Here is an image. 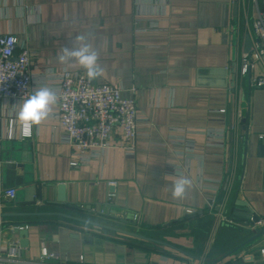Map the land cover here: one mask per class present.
I'll list each match as a JSON object with an SVG mask.
<instances>
[{
  "label": "crops",
  "instance_id": "1",
  "mask_svg": "<svg viewBox=\"0 0 264 264\" xmlns=\"http://www.w3.org/2000/svg\"><path fill=\"white\" fill-rule=\"evenodd\" d=\"M234 2L0 0V37L17 38L15 53L29 49L33 92L48 71L85 74L78 63L58 59L84 35L103 68L93 82L134 96L139 118L133 157L112 148L75 167L55 105L30 138L20 139L17 125L13 138L0 140V254L18 239L11 226L28 230V247L1 264H36L42 246L55 254L46 260L53 264H264V234L255 235L250 223L253 215L264 218V156L256 154L264 143V87L238 74L264 0H236L235 11ZM251 74H264V53ZM21 102L0 101L2 136ZM175 136L193 143L188 162L177 158L183 147ZM178 165L180 173L167 171ZM180 177L191 187L174 199ZM107 180L117 182L109 203ZM56 183L66 186L64 205L46 202L54 197L48 185ZM10 187L13 199L4 196ZM84 234L95 238L92 246L84 245Z\"/></svg>",
  "mask_w": 264,
  "mask_h": 264
},
{
  "label": "built area",
  "instance_id": "2",
  "mask_svg": "<svg viewBox=\"0 0 264 264\" xmlns=\"http://www.w3.org/2000/svg\"><path fill=\"white\" fill-rule=\"evenodd\" d=\"M251 28L255 39L252 40L250 52L240 56L238 74L240 77H246L250 86L260 88L264 87V74L254 76L251 71L254 62L264 53V11L257 10L252 19ZM17 47L18 40L14 35L7 34L0 37V101L2 102H20L33 93L34 75L30 70L31 53L24 46L15 53ZM37 81L40 87L46 85L57 91L55 116L64 132L66 142L74 149V158L69 162L70 166L86 165L91 158L101 157L112 148L122 149L128 157L134 156L136 128L139 121L134 96L125 97L121 93L120 86L89 81L86 74L65 69L58 73L52 71L43 73ZM130 91L133 93L134 88ZM219 112L224 113V109H220ZM13 119V117L5 119V133L2 136L3 132L0 128V140L9 139L7 132ZM180 130L203 133L191 129ZM115 134L119 137L116 141L113 140ZM205 134L209 138L215 136L212 131H205ZM217 136L219 139L223 137L220 133ZM262 137V135L258 136L259 139ZM19 138L24 137L19 133ZM177 138L173 137V142H178L183 147V151L176 152L177 158L179 161L184 159V162H188L194 155L192 154L193 143L184 136H177ZM181 167L182 165H178V169L172 167L167 171L175 175L180 173ZM105 185L107 189L105 197L109 203L116 197L117 182L107 180ZM15 194L16 190L12 187L4 190V196L8 199H13ZM191 212L190 209L186 210V213ZM218 218L221 220L224 217L219 213ZM252 226L264 228V218H258ZM16 227L22 229L26 226L16 225ZM18 248L17 241L8 245L7 251H4L3 255L0 254V264L3 261H15ZM259 253L264 258V248H260ZM54 257V253L42 246L40 260L36 264H53L46 260Z\"/></svg>",
  "mask_w": 264,
  "mask_h": 264
},
{
  "label": "clouds",
  "instance_id": "3",
  "mask_svg": "<svg viewBox=\"0 0 264 264\" xmlns=\"http://www.w3.org/2000/svg\"><path fill=\"white\" fill-rule=\"evenodd\" d=\"M58 59L62 63H78L85 69L89 81L96 80L103 72V68L98 64L99 53L84 35L75 38L72 48L65 47L63 54ZM57 100V91L46 85L28 95L26 99L16 105L14 119L7 132L8 138H13L17 125L20 134L24 138H30L33 128L39 126L50 116ZM190 187L191 181L188 178L180 177L172 185L171 195L174 199H184Z\"/></svg>",
  "mask_w": 264,
  "mask_h": 264
},
{
  "label": "water",
  "instance_id": "4",
  "mask_svg": "<svg viewBox=\"0 0 264 264\" xmlns=\"http://www.w3.org/2000/svg\"><path fill=\"white\" fill-rule=\"evenodd\" d=\"M233 10L234 11L236 10V0H235V2L233 4ZM263 42H264V38H263ZM257 43H258V41H257ZM251 47H252V40L249 37V35H246L245 36V52L249 53ZM241 122L244 124L245 120L242 119ZM244 126L245 125H242L241 127L244 128ZM256 154L259 155V156H264V143L258 141L257 147H256ZM48 187H50V188L52 187L53 194H54V197L51 200H47L46 201L48 204H54V205L55 204H58V205L66 204V201H65V188H66V186H65L64 183H56V184H53V185H48ZM37 192H38V196L40 197L41 191H40L39 187L37 189ZM32 214L36 215V214H40V213H32ZM5 215L6 216L7 215L11 216V217H19V216L28 215V214L27 213H7ZM73 218L77 219L76 217H73ZM258 218L259 217L255 216V215L251 216L250 223L252 224L253 222L257 221ZM78 220H81L84 223L93 225L94 227L101 226L98 223H93V222H89V221L82 220V219H78ZM11 230H12V233L17 234V236H18L17 242H18L19 247H21V248L28 247V230L25 229V228L19 229L15 225L11 228ZM260 234H264V228H258L256 230V234L255 235H260ZM73 236L74 237H78L77 234H73ZM81 238H82V241H83L84 245L87 246V247L92 246L94 241H95V238L91 237L88 234H84Z\"/></svg>",
  "mask_w": 264,
  "mask_h": 264
}]
</instances>
